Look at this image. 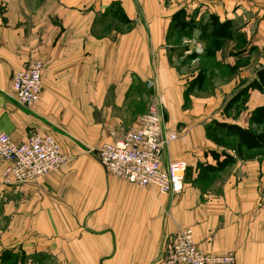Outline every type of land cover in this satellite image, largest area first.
I'll return each mask as SVG.
<instances>
[{"label": "crops", "instance_id": "obj_1", "mask_svg": "<svg viewBox=\"0 0 264 264\" xmlns=\"http://www.w3.org/2000/svg\"><path fill=\"white\" fill-rule=\"evenodd\" d=\"M181 9L195 22L231 21L232 36L217 50L200 41L197 27L174 41L172 29L181 30L170 24ZM176 49L180 59L213 58L236 72L213 94L196 96L185 124ZM36 60L44 65L42 92L23 108L12 75ZM262 66L264 0H0V130L18 142L35 130L51 134L68 159L40 180L12 185L3 183L0 160V264H166L173 236L186 227L205 253L233 251L237 264H264V156L204 172L216 164L209 151L225 150L206 136L209 107ZM152 99L167 130L187 128L164 154V164L188 163L177 195L111 175L91 152L122 137ZM261 105L264 92L251 90L241 113L247 127Z\"/></svg>", "mask_w": 264, "mask_h": 264}, {"label": "built area", "instance_id": "obj_2", "mask_svg": "<svg viewBox=\"0 0 264 264\" xmlns=\"http://www.w3.org/2000/svg\"><path fill=\"white\" fill-rule=\"evenodd\" d=\"M43 68V63L36 60L13 73L14 98L19 106L31 109L38 102ZM178 139V131L164 127L160 106L151 103L122 137L103 143L91 152L97 155L107 173L142 187L177 195L184 189L188 163L177 159L164 164V154ZM0 159L8 163L3 173V183L8 185L40 180L68 161L54 136L36 130L20 142L0 131ZM166 264H237V261L233 251L220 255L203 252L196 244L193 230L186 227L173 236Z\"/></svg>", "mask_w": 264, "mask_h": 264}, {"label": "trees", "instance_id": "obj_3", "mask_svg": "<svg viewBox=\"0 0 264 264\" xmlns=\"http://www.w3.org/2000/svg\"><path fill=\"white\" fill-rule=\"evenodd\" d=\"M172 23L174 27L179 28L181 31L193 30L195 27V21L187 19L185 9L178 10L172 16ZM211 26L212 30L208 34L214 50L219 49L222 46V39L230 38L232 36V23L231 21L221 22L218 17L210 16V22L204 24V32H207V28ZM208 56L214 54L213 50L208 51ZM196 56V54H193ZM207 79L206 73L200 71L197 77L193 80L191 85H196L198 88H202ZM259 90L264 92V66L256 72V78L248 83L243 82L242 88L228 101L224 111H229L234 105L241 103L245 106L249 98L251 90ZM249 127H242L237 123L225 122L220 120H213L206 126V136L215 142L217 145L225 148L224 151L218 152L216 150H210L209 154L215 159L216 164H208L204 166L205 173H215L222 171L228 166L234 164L237 158H243L244 151H253L264 148V130L257 131L253 126L257 128L264 126V105L256 107L250 112L248 117ZM236 138V144L231 145L227 142L228 138ZM233 151L235 156L231 155L228 151Z\"/></svg>", "mask_w": 264, "mask_h": 264}, {"label": "rangeland", "instance_id": "obj_4", "mask_svg": "<svg viewBox=\"0 0 264 264\" xmlns=\"http://www.w3.org/2000/svg\"><path fill=\"white\" fill-rule=\"evenodd\" d=\"M139 5L140 4H137L138 8H140ZM203 24L204 23H202V22H195V27L200 29L197 32V34H199L198 36H200V41H202L203 43H205L207 45L210 42V38L208 36L209 33H207V32L203 33L204 32V29H203L204 25ZM170 25H171L172 28L174 27L172 21H171ZM192 31L193 30L176 31L175 29H172L171 36L173 37L174 41H179V39L180 40H182L183 38L185 39V37H187V36L190 37L192 35L191 34ZM178 49H176V51H175L176 61H173L172 63L174 64L173 67H175L178 70L179 75L181 76L182 80L186 81V83L184 85V87H185V98H184L185 102H184V106H183V109H184V111H183L184 112V117H183L184 119L183 120H184V124H185V122H187L186 120H189V118L194 117L193 114H194V112H196V104H195L196 103V101H195L196 100V96L205 95V94L206 95L213 94L215 92V87H216L215 85L218 83V81H224L226 79H229L233 75H235L236 72L233 71L232 69H230L229 67L222 65V63H218L213 58H211V59H200L199 63H192V61L189 60V57H187V56L180 59L178 57L180 56V53L182 51H180ZM241 64H244V63L241 62ZM252 67L254 68V66H252ZM252 67H250L248 69L251 72H252ZM200 71H204L208 75V78H209L207 83H206V89H207L205 91L206 93H204V91L201 92L202 90H200V88H197L196 85H191L193 80L192 81L189 80V78H191V77H193L195 75L197 76ZM233 96H228L226 94H223L221 97H217V98L214 99L215 103L209 107V109H214L213 112L210 114V116L208 118V120H209L208 123L209 124L213 120L218 118L217 120H224V121L230 120V121H233V122H236V123L240 122V124L242 123L243 126L247 127V125H246L247 122H245V120H243L244 119V115H245V111H244L245 110V106L244 105L239 103L237 105H234V107L231 108L229 111H227V112L224 111L226 104L228 103V101ZM151 103H156V102H155L154 99H152ZM206 107H207V105H206ZM241 113L244 114L243 117L241 116L242 115ZM184 124L182 122H180L177 125V128L181 130V131H179V139L182 136L185 135L184 131L187 128H183L182 127V125H184ZM252 128H254L257 131L264 130V126L259 127V128H257L256 126H253ZM0 131H2V130H0ZM209 140H211V139H209ZM226 140L231 145H235L236 144L235 140H237V139L233 137V138H228ZM234 155H235V153H234ZM255 155L264 156V148L263 149L253 150V151H244V153H243L244 157L243 158L244 159L245 158H250V157H253ZM0 160H2V159H0ZM187 171H186V177H187ZM3 173H4V171H3ZM216 177H218V175L212 174V175L204 176L203 179L207 180V183H209L210 180H212L213 178H216ZM2 180H3V174H2ZM262 231L264 232V228H263Z\"/></svg>", "mask_w": 264, "mask_h": 264}, {"label": "bare ground", "instance_id": "obj_5", "mask_svg": "<svg viewBox=\"0 0 264 264\" xmlns=\"http://www.w3.org/2000/svg\"><path fill=\"white\" fill-rule=\"evenodd\" d=\"M192 229V228H191Z\"/></svg>", "mask_w": 264, "mask_h": 264}]
</instances>
